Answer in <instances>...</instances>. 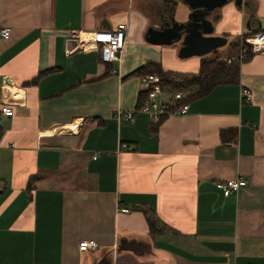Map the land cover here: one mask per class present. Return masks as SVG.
<instances>
[{
    "label": "crops",
    "instance_id": "crops-1",
    "mask_svg": "<svg viewBox=\"0 0 264 264\" xmlns=\"http://www.w3.org/2000/svg\"><path fill=\"white\" fill-rule=\"evenodd\" d=\"M242 3L219 10L211 35L223 45L182 57L181 41L148 40L163 18H186L180 0H0V29H11L0 94L22 97L13 116L0 113V264H264V51L184 116H118L138 106L143 75L133 73L146 63L185 80L204 57L237 54L233 43L264 28V0ZM120 22L119 60L103 62L89 39L77 46ZM229 129L237 135L222 141ZM238 177L237 192L217 187ZM82 240L99 247L80 250Z\"/></svg>",
    "mask_w": 264,
    "mask_h": 264
},
{
    "label": "built area",
    "instance_id": "built-area-1",
    "mask_svg": "<svg viewBox=\"0 0 264 264\" xmlns=\"http://www.w3.org/2000/svg\"><path fill=\"white\" fill-rule=\"evenodd\" d=\"M128 34V24L120 22L115 28L102 29L92 31L87 35H81L79 38L78 47L83 46V41L89 39L101 45V60L106 63L119 60L123 49L125 48L126 38ZM11 35V29L4 27L0 29V38L8 39ZM264 51V31L257 30L249 34L242 35L238 48V53L226 59L228 64H232L238 60L241 65L249 59L250 53ZM144 90L146 92L145 101L132 110L119 112V117H124L127 121L133 122L136 112L146 113L153 122H160L171 116H184L189 113L190 102L185 101L186 92L182 90H173L169 97H164L165 88L162 84V79L158 74L150 73L142 76ZM13 87L2 86L0 94V113L3 116H13L15 113L14 104L16 100L9 96ZM20 90V89H19ZM16 94V92H15ZM243 96L246 100L250 98V92L247 89L243 90ZM123 148L130 149V145L126 142L122 144ZM246 184V180L242 177L232 178L226 181L217 182V187L220 188L224 195L228 196L231 193L237 192L241 186ZM122 211H129V208L123 207ZM99 247L97 240H82L79 243L80 250L86 251ZM238 264V263H227Z\"/></svg>",
    "mask_w": 264,
    "mask_h": 264
},
{
    "label": "trees",
    "instance_id": "trees-1",
    "mask_svg": "<svg viewBox=\"0 0 264 264\" xmlns=\"http://www.w3.org/2000/svg\"><path fill=\"white\" fill-rule=\"evenodd\" d=\"M261 30L264 31V28ZM239 44L240 41L233 43L236 48H239ZM251 55L252 53L249 54V57ZM150 73L158 74L161 77L164 88L166 87L175 91H185L187 94L185 101L190 102L207 96L217 85L239 83L241 70L238 60H235L232 64H228L226 59L214 56L204 57L201 60L198 73L185 80H179L174 72L165 70L161 64L155 62L146 63L134 71L133 74L145 75ZM145 99L146 92L143 90L139 94L138 105L142 104ZM160 122H158V124ZM227 135H231L232 138L235 137L237 135L236 129L222 130L220 133L222 141H227ZM33 180L32 177L28 185L29 189L32 188ZM139 209L144 211L151 232L158 233L160 229L158 227L156 215L152 209L146 207H141Z\"/></svg>",
    "mask_w": 264,
    "mask_h": 264
},
{
    "label": "water",
    "instance_id": "water-1",
    "mask_svg": "<svg viewBox=\"0 0 264 264\" xmlns=\"http://www.w3.org/2000/svg\"><path fill=\"white\" fill-rule=\"evenodd\" d=\"M187 8L186 18L176 21L175 15L166 20L159 29H151L148 40L152 42L166 41L167 43L180 42L182 48L180 56L192 54L203 55L211 52L225 43L224 38L211 35L214 23L219 19V10L226 4L234 2L242 7L243 0H180ZM178 4V2H176ZM175 11V10H174ZM164 39V40H163Z\"/></svg>",
    "mask_w": 264,
    "mask_h": 264
},
{
    "label": "bare ground",
    "instance_id": "bare-ground-1",
    "mask_svg": "<svg viewBox=\"0 0 264 264\" xmlns=\"http://www.w3.org/2000/svg\"><path fill=\"white\" fill-rule=\"evenodd\" d=\"M15 92H16V94H15ZM9 96L12 97V98H14V99H16V100H21V98H22V97H21V94L18 93V91H16L15 89H13V90L10 92Z\"/></svg>",
    "mask_w": 264,
    "mask_h": 264
}]
</instances>
